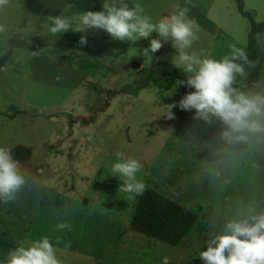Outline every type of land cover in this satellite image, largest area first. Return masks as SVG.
<instances>
[{"label": "rangeland", "instance_id": "374dc122", "mask_svg": "<svg viewBox=\"0 0 264 264\" xmlns=\"http://www.w3.org/2000/svg\"><path fill=\"white\" fill-rule=\"evenodd\" d=\"M36 2L39 12L23 0L0 9V24L7 27L0 34V146L12 148L32 183L15 203H0V264L10 250L44 236L62 264H203L199 253L219 230L212 223L217 210L231 214L250 202L264 210V143L227 145L221 124L193 121L195 110L176 107L175 119L165 117V105L186 93L140 83L157 61L172 64L170 42L150 62L140 55L149 44L145 39L133 44L114 41L103 30L74 32L75 23L56 38L43 27L49 15L100 11L105 0ZM124 2L139 3L153 22L177 5L190 8L201 32L189 51L205 50L218 60L231 43L246 50L249 22L236 0ZM242 2L255 22L264 21V0ZM255 38L258 56L246 67L248 78H238L241 88L264 81V33ZM121 153L142 164L137 180L195 213L178 245L128 227L137 196L118 191L123 182L112 176ZM62 221L71 230L57 231Z\"/></svg>", "mask_w": 264, "mask_h": 264}, {"label": "clouds", "instance_id": "9594fccd", "mask_svg": "<svg viewBox=\"0 0 264 264\" xmlns=\"http://www.w3.org/2000/svg\"><path fill=\"white\" fill-rule=\"evenodd\" d=\"M9 2L0 0V9ZM144 12L139 3L129 5L124 0H105L100 11H85L70 17L49 15L43 27L56 38L69 32L75 23L74 32L103 30L114 41L133 44L145 39L149 44L140 55L150 62L153 55L170 42L176 53L172 64L186 76V80H177L174 87L183 85L194 91L188 92L178 103L165 105V117L175 119L172 109L176 107L189 112L195 110L193 121L221 124L220 138L227 145L249 140L264 143V81H255L244 88L238 85V78H248L246 67L254 66L247 51L231 43L229 52L218 60L210 58L205 50L189 51L201 32L197 20L188 15L190 8L177 5L173 14L157 22ZM6 32L7 27L0 24V34ZM153 33L157 34L156 38H152ZM78 43L80 47L86 46L87 37L82 35ZM119 155L121 160L111 168L112 176L123 182L118 191L142 196L147 190L146 184L137 180L142 164L133 158H123L122 153ZM31 187V177L13 157L12 148L0 146V203H15ZM71 211L69 207L65 215ZM212 223L219 226V230L209 235L206 250L199 253L198 259L203 264H264V210H258L257 203L237 205L231 214L217 210ZM64 229L71 230V225L63 221L56 225L57 231ZM56 251L50 239L44 236L27 246L21 244L10 250L4 264H62Z\"/></svg>", "mask_w": 264, "mask_h": 264}, {"label": "trees", "instance_id": "16d2710c", "mask_svg": "<svg viewBox=\"0 0 264 264\" xmlns=\"http://www.w3.org/2000/svg\"><path fill=\"white\" fill-rule=\"evenodd\" d=\"M23 1L28 10L39 12L41 5L36 0ZM236 1L238 13L249 22L246 51L249 58L254 62L258 56L255 37L260 33H264V21L255 22L252 15L243 10L242 0ZM177 80H186L182 70L167 61L160 60L147 70L144 82L140 83V86L145 87L148 84L169 86L175 85ZM179 88L186 94L194 91V89L183 85ZM133 89L138 90L139 87L136 85ZM115 94L116 92L113 91L112 95ZM195 221V213L147 186L145 193L136 197L128 227L131 231L142 234L147 238L160 241L169 246H176L191 229Z\"/></svg>", "mask_w": 264, "mask_h": 264}, {"label": "crops", "instance_id": "0c3cea01", "mask_svg": "<svg viewBox=\"0 0 264 264\" xmlns=\"http://www.w3.org/2000/svg\"><path fill=\"white\" fill-rule=\"evenodd\" d=\"M251 165H252L254 168H257V166H258V165H257L256 163H254V162H253Z\"/></svg>", "mask_w": 264, "mask_h": 264}]
</instances>
